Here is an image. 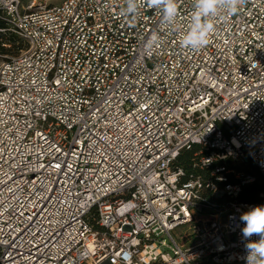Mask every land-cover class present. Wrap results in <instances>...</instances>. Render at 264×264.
<instances>
[{
  "label": "built area",
  "instance_id": "2783aa9c",
  "mask_svg": "<svg viewBox=\"0 0 264 264\" xmlns=\"http://www.w3.org/2000/svg\"><path fill=\"white\" fill-rule=\"evenodd\" d=\"M23 1L0 0V264H246L264 0L198 51L179 43L193 0L174 27L125 0Z\"/></svg>",
  "mask_w": 264,
  "mask_h": 264
},
{
  "label": "clouds",
  "instance_id": "9594fccd",
  "mask_svg": "<svg viewBox=\"0 0 264 264\" xmlns=\"http://www.w3.org/2000/svg\"><path fill=\"white\" fill-rule=\"evenodd\" d=\"M245 0H193L190 20L180 37L182 48L198 51L206 47L209 38L216 30L215 19L221 12L235 14L238 6ZM146 6L161 13V23L174 27L180 15L177 0H125V7L121 9L124 16L134 20L138 9ZM159 40L152 34L146 46L151 48ZM244 227L241 229L245 255L242 257L246 264H264V206H255L243 212L240 216ZM256 236L258 239L253 240Z\"/></svg>",
  "mask_w": 264,
  "mask_h": 264
},
{
  "label": "trees",
  "instance_id": "16d2710c",
  "mask_svg": "<svg viewBox=\"0 0 264 264\" xmlns=\"http://www.w3.org/2000/svg\"><path fill=\"white\" fill-rule=\"evenodd\" d=\"M192 152L187 151L183 154V163L185 166L190 169V161L189 158L191 157ZM249 172L254 174L256 176V182H254L251 185H248L247 187L244 188L241 200L246 201V202H256L258 200L259 193L263 189L264 185V178L262 175L258 172L256 168L249 169Z\"/></svg>",
  "mask_w": 264,
  "mask_h": 264
},
{
  "label": "rangeland",
  "instance_id": "374dc122",
  "mask_svg": "<svg viewBox=\"0 0 264 264\" xmlns=\"http://www.w3.org/2000/svg\"><path fill=\"white\" fill-rule=\"evenodd\" d=\"M32 1H36L37 5H40V4H44L45 3H51V2H54L56 0H24V4L27 5L29 3H32Z\"/></svg>",
  "mask_w": 264,
  "mask_h": 264
}]
</instances>
